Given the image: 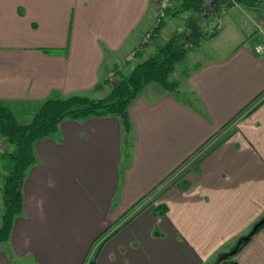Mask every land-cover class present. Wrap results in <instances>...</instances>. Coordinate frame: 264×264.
Returning <instances> with one entry per match:
<instances>
[{"label":"crops","instance_id":"0c3cea01","mask_svg":"<svg viewBox=\"0 0 264 264\" xmlns=\"http://www.w3.org/2000/svg\"><path fill=\"white\" fill-rule=\"evenodd\" d=\"M175 4L161 34L191 15ZM261 15L226 7L176 70L178 96L152 83L131 104L129 137L109 116L38 141L0 264H264V227L225 257L264 217ZM160 17V0H0V102L22 120L50 98L105 97Z\"/></svg>","mask_w":264,"mask_h":264},{"label":"trees","instance_id":"16d2710c","mask_svg":"<svg viewBox=\"0 0 264 264\" xmlns=\"http://www.w3.org/2000/svg\"><path fill=\"white\" fill-rule=\"evenodd\" d=\"M206 1L180 0V9L172 15L179 17L183 12H190L185 27L177 29L157 47L154 55L138 62L130 73L125 74L116 67L114 72L119 79L103 98L79 94L50 98L27 122L0 102V142H4V147H0V246L10 240L14 224L24 211L23 187L29 170L37 163L35 144L38 141L56 133L65 119L109 116L120 119L124 133L129 137L132 134L131 104L152 83L178 96L180 83L174 78L177 66L187 59L191 49L218 34L221 15L226 7L240 5L256 10L264 4V0H220L207 16ZM165 26V18L158 19L151 29V40L158 38ZM136 56L143 55L137 51ZM155 211L166 215L168 210L166 205H159ZM247 243H242L238 251ZM228 261L224 259L219 264ZM90 264H95V261Z\"/></svg>","mask_w":264,"mask_h":264},{"label":"rangeland","instance_id":"374dc122","mask_svg":"<svg viewBox=\"0 0 264 264\" xmlns=\"http://www.w3.org/2000/svg\"><path fill=\"white\" fill-rule=\"evenodd\" d=\"M172 1V0H171ZM171 5V4H170ZM170 8V7H169ZM169 8H168V10H169ZM173 10H174V13H176L179 9H180V5H174V7L172 8ZM167 10V11H168ZM167 13V12H166ZM173 13V12H172ZM173 13V14H174ZM185 13L183 12V13H181L180 15L181 16H183ZM178 17V16H177ZM165 18V17H164ZM259 24L257 25L256 24V28H257V30L258 31H260L261 32V28H263L264 29V15H261L259 18ZM227 22V21H226ZM179 23V21L178 20H174V21H170V23H169V25L166 27V29H165V31H163V33L158 37V38H156V39H153V40H151V37H150V39L148 40V44L146 45V42L147 41H143L144 43L136 50V52L137 51H140L141 52V55H143L142 57H138V56H136V52H134V54L133 55H131V56H129L126 60H125V62H124V64H123V67H122V69H120V68H118L120 71H122V72H124L125 74H128V73H130L131 71H132V69H133V67L138 63V62H140L141 60H143V59H146V58H148V57H150V56H152V55H154L155 54V52H156V49H157V47L161 44V43H163L164 41H166L167 39H169L170 38V36L176 31V25ZM232 28V26H228L227 28H225V31L227 32L229 29H231ZM229 33V32H228ZM227 33V34H228ZM262 34H264L263 32H261ZM154 40H156V42L158 43V44H156L155 42H153ZM262 43H264V39H262L261 41H260V43L257 45V46H259L260 44H262ZM150 49H149V48ZM156 48V49H155ZM191 60H189L188 59V57H187V59L183 62V63H181V64H179L178 66H177V71L178 70H181V68H182V65H187V66H189V65H191L192 64V62H190ZM187 62V63H186ZM184 65V66H185ZM186 67V66H185ZM176 71V72H177ZM174 76L176 77V78H178V76H176V73L174 74ZM118 77L115 75V72H113V74L108 78V81H107V83H105L104 85H105V88L106 87H108L109 88V92L111 91V88L115 85V83L118 81ZM155 84V83H154ZM103 87V86H102ZM90 97V96H89ZM91 98H93V97H91ZM34 114V112L32 113H30V114H24V115H22V116H20L21 118H22V120L23 121H25V122H27V121H30L31 120V117H32V115ZM18 116V115H17ZM0 147H4V142L3 141H1L0 142ZM151 198H153V196H151ZM149 202V200L147 201V203ZM0 223H1V220H0ZM235 247V246H234ZM231 253V252H230ZM221 257V256H220ZM220 260H221V258H220Z\"/></svg>","mask_w":264,"mask_h":264},{"label":"built area","instance_id":"2783aa9c","mask_svg":"<svg viewBox=\"0 0 264 264\" xmlns=\"http://www.w3.org/2000/svg\"><path fill=\"white\" fill-rule=\"evenodd\" d=\"M171 4V0H160V18H163L166 16V12L168 10V8L170 7ZM261 32H263V28L260 29ZM152 31H148L144 41H148L151 37ZM256 51L258 53H264V43L260 44L259 46H256ZM92 256L93 254L91 253L90 256L87 258L86 264H90L92 261Z\"/></svg>","mask_w":264,"mask_h":264},{"label":"water","instance_id":"95a60500","mask_svg":"<svg viewBox=\"0 0 264 264\" xmlns=\"http://www.w3.org/2000/svg\"><path fill=\"white\" fill-rule=\"evenodd\" d=\"M263 226H264V217H263L262 219H260V220L254 225V227L252 228V230L250 231V233H249L248 235H246V236L240 238V240H239L238 243L236 244L234 250H233L230 254H228L227 256L225 255V257H228L229 255H234V254H236L237 251H238V248L240 247V245H241L242 243H244V242L249 241V240L251 239V237H252L253 235H255L256 232L259 231V229H260L261 227H263Z\"/></svg>","mask_w":264,"mask_h":264}]
</instances>
